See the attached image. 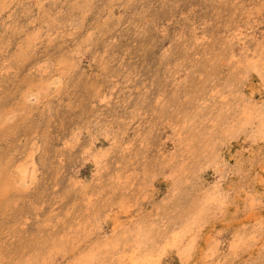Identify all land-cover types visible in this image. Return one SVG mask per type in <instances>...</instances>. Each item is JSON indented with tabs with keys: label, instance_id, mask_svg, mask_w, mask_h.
<instances>
[{
	"label": "rangeland",
	"instance_id": "1",
	"mask_svg": "<svg viewBox=\"0 0 264 264\" xmlns=\"http://www.w3.org/2000/svg\"><path fill=\"white\" fill-rule=\"evenodd\" d=\"M0 264H264V0H0Z\"/></svg>",
	"mask_w": 264,
	"mask_h": 264
},
{
	"label": "bare ground",
	"instance_id": "2",
	"mask_svg": "<svg viewBox=\"0 0 264 264\" xmlns=\"http://www.w3.org/2000/svg\"><path fill=\"white\" fill-rule=\"evenodd\" d=\"M25 168V167H24Z\"/></svg>",
	"mask_w": 264,
	"mask_h": 264
}]
</instances>
